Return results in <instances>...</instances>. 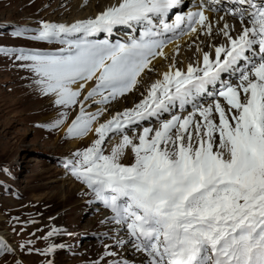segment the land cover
I'll return each mask as SVG.
<instances>
[{"label":"snow or ice","instance_id":"6c2138e0","mask_svg":"<svg viewBox=\"0 0 264 264\" xmlns=\"http://www.w3.org/2000/svg\"><path fill=\"white\" fill-rule=\"evenodd\" d=\"M230 2L239 6L231 15L240 28L223 25L226 44L212 45L214 56L203 52L185 70L173 63L140 103L97 127L104 111L90 113L85 105H107L131 92L152 60L165 55V42L157 37L185 22V34L212 35L203 2L169 24L166 19L182 0H118L95 18L71 25L42 22L32 39L64 45L57 52L0 48V55L22 62L55 107L78 108L69 138L95 133L90 146L74 151L64 167L126 233L117 246L130 245L144 257L142 264H264V0ZM137 24L145 30L128 43L89 39ZM236 72L235 83L223 79ZM210 89H218L213 102L196 103L212 95ZM189 104L186 116L173 113L158 128L135 134L134 126ZM66 120L64 111L46 127L58 129ZM117 135L122 139L106 153V141ZM129 154L131 162L125 163ZM57 234L53 229L48 237ZM31 243L20 250L31 252ZM56 248L50 245L41 254ZM5 249L13 251L0 239ZM112 264L130 262L121 258Z\"/></svg>","mask_w":264,"mask_h":264},{"label":"rangeland","instance_id":"374dc122","mask_svg":"<svg viewBox=\"0 0 264 264\" xmlns=\"http://www.w3.org/2000/svg\"><path fill=\"white\" fill-rule=\"evenodd\" d=\"M61 1L0 0V48L15 51L45 48L47 44L43 41L10 32L15 26H41L42 22L67 24L68 17H62L59 11L64 4L78 0ZM48 2H58L61 8ZM90 5L89 2L79 5L81 9L72 17L86 14ZM21 64L13 57L0 55V234L5 235H1L5 244L13 250H0V264H17V261L21 264H112V260L121 256L104 254L107 248L114 250L113 243L119 240L116 233L107 239L102 235L94 241L83 239L108 231L110 227L106 221L101 225L95 223L102 216L107 219L108 216L93 215L88 209L92 196L80 186L82 184L65 175L67 171L55 165L59 162L58 156L91 144L84 141L75 148L70 146L77 139L69 141L67 130L79 110L54 107L48 97L40 94L34 84L35 77ZM63 111H67V120L50 131L46 125L59 119ZM121 138L106 141V153ZM130 162L131 159L127 161ZM71 187L74 189L70 190ZM53 229L59 234L48 237ZM29 241L33 250L22 252L20 245ZM50 245H56V251L42 255Z\"/></svg>","mask_w":264,"mask_h":264},{"label":"bare ground","instance_id":"6f19581e","mask_svg":"<svg viewBox=\"0 0 264 264\" xmlns=\"http://www.w3.org/2000/svg\"><path fill=\"white\" fill-rule=\"evenodd\" d=\"M61 2H64V0H62ZM87 2H89L91 4L90 6H88V7H90L89 11H87L86 14H84V15H81L78 17H77V15H75L76 17H74V16L72 17V15H74V12L78 13L79 10L81 9V8L78 9L79 5H81V6L85 5ZM117 2H118V0H78L77 3H73L70 5L64 4L62 6V9L59 11V13H61V14L63 13L62 17H66V18L68 17L67 25H71L77 21L95 18L96 15H98L99 13L104 11L106 8L115 5ZM48 3L51 6L61 8V7H59L60 4H58V2H55L52 4H50V2H48ZM192 43L194 44V47L190 48V49L188 48V45L169 46L164 51L165 55L163 57H160L157 61L150 64V66H149L150 70L146 69L142 73L141 77H139V79H138V83H137L138 85H136V88L134 90H132L129 95H124L122 97H118L116 100L111 101L107 105L95 106L94 105L95 103L88 102L85 105L88 112L95 113L98 110L104 111V115H102L100 117L101 119H99L96 122L94 127H97L100 122H106V120L110 119L112 117V115H115L116 112H123L124 110L133 108V107H135L136 104L140 103L145 98V96L147 95V91L149 90L150 86L155 81L162 79L163 73L167 72L173 63H175L176 67L181 69V70L186 69L187 65L190 64L188 62L195 64L201 58L200 55H201L202 51H204L207 48V46L211 43V40H208L207 37H204V38L201 37L197 41L193 40ZM197 48L201 49L202 51H197ZM151 73H154L155 75L150 76ZM139 85H140V88H138ZM92 87H94V81L87 85V87L85 88L84 94L86 95L87 92L90 91ZM135 92H137V94H135ZM97 99H99V98H97ZM51 101L52 100H50V102ZM107 106H108V108H107ZM139 132H140V130H139ZM139 132H136L135 134H138ZM128 135L133 136L134 133L131 132V133H128ZM94 139H95V133L94 132L89 133L88 136H86L82 139L74 140L73 142H71L70 146H72V148H75V146L80 142H84V141L93 142ZM110 150H109V152H110ZM130 159H131V156L129 154L128 159H126L124 162L127 163V161ZM71 189H74V187H71L70 190ZM102 217L104 218L105 216H102ZM102 217L99 218L95 223H97L98 225H101V223L103 221L107 220V217H105L104 219H102ZM116 236H118V233H116ZM121 239H125V238L124 237L119 238V240H121ZM117 243H118V241H117ZM117 243H113L114 250L107 248L106 251L110 250V251H113L115 253H120V251H121V253L117 254V255L121 256V258H123V259L128 260L130 262V264H142V262L144 260V257L142 256V254L136 253L130 245L117 246ZM104 255L106 256V254H104Z\"/></svg>","mask_w":264,"mask_h":264}]
</instances>
